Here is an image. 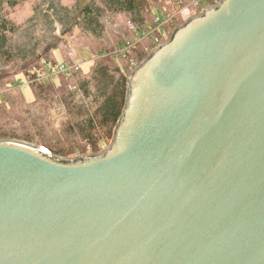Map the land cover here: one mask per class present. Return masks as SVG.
Masks as SVG:
<instances>
[{
  "label": "water",
  "instance_id": "95a60500",
  "mask_svg": "<svg viewBox=\"0 0 264 264\" xmlns=\"http://www.w3.org/2000/svg\"><path fill=\"white\" fill-rule=\"evenodd\" d=\"M109 147L0 139V264H264V0H221L128 79Z\"/></svg>",
  "mask_w": 264,
  "mask_h": 264
},
{
  "label": "trees",
  "instance_id": "16d2710c",
  "mask_svg": "<svg viewBox=\"0 0 264 264\" xmlns=\"http://www.w3.org/2000/svg\"><path fill=\"white\" fill-rule=\"evenodd\" d=\"M176 1L0 0V139L25 141L60 157L77 149L83 155L88 147L99 153L124 115L130 75L160 46L152 35L138 37L156 24L157 11L171 14L162 5ZM155 35L160 44L166 41ZM67 38L89 50L91 65L68 78L39 80L47 65L76 64ZM20 76L33 89L30 99Z\"/></svg>",
  "mask_w": 264,
  "mask_h": 264
},
{
  "label": "rangeland",
  "instance_id": "374dc122",
  "mask_svg": "<svg viewBox=\"0 0 264 264\" xmlns=\"http://www.w3.org/2000/svg\"><path fill=\"white\" fill-rule=\"evenodd\" d=\"M180 2H174V3H171V4H164L162 6H166L167 8L170 9L171 11V16L173 17V22L171 25H167L165 26L164 30L167 31V35H165V42H167L172 33L175 31V29H177L178 27L182 26L184 23H186L187 21H189L191 18L195 17L196 15L200 14L202 10H204L205 8H207V4H206V0H203V5H202V10L199 12L200 8H194L193 7V0H179ZM183 4V7H181V5ZM209 7V6H208ZM160 10V9H159ZM165 10H162V11H157V13L155 14V23H156V20L158 18V15L162 12H164ZM22 14V13H21ZM25 15V14H24ZM21 17V16H20ZM176 19V20H175ZM127 26H129V28L131 30L134 31L135 27L134 25L132 24H127ZM142 35H140L138 37V39L141 38ZM70 42V48H69V51H70V57L71 59L74 61V63L76 64H81V69L84 68V69H88V67L91 65L92 63V58L89 57V50L87 49H82L80 48L79 44L76 42V40L74 39H70V38H67ZM136 39V38H135ZM134 39V40H135ZM137 41V40H136ZM164 42V43H165ZM163 43V44H164ZM122 49V48H121ZM125 49V48H123ZM122 49V50H123ZM56 57L57 59L59 60V62H62V57L60 56V54L58 52H56ZM19 78V81H20V86L22 88V90L25 91V94H26V97L27 99H30L31 97H33V94H32V87L29 86V85H26L27 84V81L22 78L21 76L18 77ZM30 87V88H29ZM31 89V90H30ZM0 101H1V96H0ZM111 141L109 140H105L103 142L100 143V150L103 151L105 149H107L110 145ZM80 152H82V150L80 149H77L75 151V153H73L72 155L68 156V157H75V156H78V155H82ZM93 152H90V148L88 147L87 148V151L85 152V154H92Z\"/></svg>",
  "mask_w": 264,
  "mask_h": 264
},
{
  "label": "built area",
  "instance_id": "2783aa9c",
  "mask_svg": "<svg viewBox=\"0 0 264 264\" xmlns=\"http://www.w3.org/2000/svg\"><path fill=\"white\" fill-rule=\"evenodd\" d=\"M192 4H193L194 8H201L203 5V0H193ZM172 22H173V17L169 13L164 11L158 15V18L156 20V24L155 25H149L148 32L147 31L143 32L141 37H146L148 35H152L154 37L155 43L158 45H162V44H160V38L158 36H156L155 34L157 32H159L164 37H166L165 35H167L168 33L166 30H164V28L166 25H168V26L171 25ZM79 68H81V64H75L72 66H69L65 63H60L57 65H47L46 66V72L44 73L43 76H39V80H41V79L47 80L50 77H56L59 75H63V76L68 78V77H71V75H73L74 71L78 70ZM26 85H30V84L27 83Z\"/></svg>",
  "mask_w": 264,
  "mask_h": 264
}]
</instances>
